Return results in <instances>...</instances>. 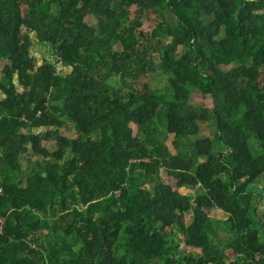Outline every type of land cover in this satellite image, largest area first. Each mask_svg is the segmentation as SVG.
Wrapping results in <instances>:
<instances>
[{"label": "trees", "instance_id": "16d2710c", "mask_svg": "<svg viewBox=\"0 0 264 264\" xmlns=\"http://www.w3.org/2000/svg\"><path fill=\"white\" fill-rule=\"evenodd\" d=\"M261 176L264 0H0V264H264Z\"/></svg>", "mask_w": 264, "mask_h": 264}, {"label": "rangeland", "instance_id": "374dc122", "mask_svg": "<svg viewBox=\"0 0 264 264\" xmlns=\"http://www.w3.org/2000/svg\"><path fill=\"white\" fill-rule=\"evenodd\" d=\"M154 18H155V15L154 14L152 15L151 13H149L148 18L146 16V19L144 20V25L142 26L143 30H147L148 28L152 26L151 24L154 23ZM30 36L32 39V44L30 47V55L34 57L36 68L41 66L44 63V61H47L49 63H52L54 67L56 68L57 72L61 74H66L67 72H69L70 67H65L61 64L57 54L55 53L53 46L46 44V43L39 42L36 39V36L34 33H30ZM169 41H170V38H164L165 43H168ZM143 50L145 51L146 54H148L151 57L154 63L155 70L151 74L150 79L147 77H142L141 80L145 82H150L152 86L157 87L159 91L163 92V90H165L166 80L169 75L163 74L160 68L158 67L159 60L157 57V53L155 51H153L151 48L146 47V46L145 48H143ZM18 90L21 91L22 88L18 87ZM203 101L204 100L202 99L200 94L196 92L195 90L191 89L190 102L195 106H201L204 103ZM212 128H213L212 125L206 122H200L199 123V129H200L199 135L212 137L213 136ZM42 130L44 131V129ZM61 132L64 136L69 137V138H72L76 135L75 129L71 123H67L66 127L63 128ZM171 138L172 137L170 135L166 141V144L170 148V150L173 149L171 145ZM192 140H193L192 138L185 140L184 149L187 152V154H190L192 152V146L189 143V141H192ZM23 163H24V160H23ZM255 183L257 187L261 188L264 185V176H261L260 179L256 181ZM180 192L183 194H192V195L196 194V190H193L190 188L180 189ZM209 211H210L212 218L216 219V221L213 222V232H214L213 240L219 243L220 245H224L228 242L230 235L226 227L222 223L219 224L218 221L224 220L225 215L218 209H210ZM258 213L262 215V217L264 218V196H263V200L258 205ZM258 231H259L260 236L264 235V230L261 226H258Z\"/></svg>", "mask_w": 264, "mask_h": 264}, {"label": "built area", "instance_id": "2783aa9c", "mask_svg": "<svg viewBox=\"0 0 264 264\" xmlns=\"http://www.w3.org/2000/svg\"><path fill=\"white\" fill-rule=\"evenodd\" d=\"M33 247H34V245H33Z\"/></svg>", "mask_w": 264, "mask_h": 264}]
</instances>
